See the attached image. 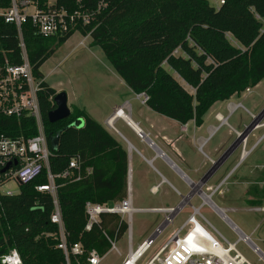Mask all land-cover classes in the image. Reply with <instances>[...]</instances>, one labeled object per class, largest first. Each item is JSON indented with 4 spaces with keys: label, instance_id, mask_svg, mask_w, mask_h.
<instances>
[{
    "label": "trees",
    "instance_id": "1",
    "mask_svg": "<svg viewBox=\"0 0 264 264\" xmlns=\"http://www.w3.org/2000/svg\"><path fill=\"white\" fill-rule=\"evenodd\" d=\"M39 5L45 0H36ZM214 7L208 0H113L89 24L77 23L60 36L42 37L29 21L21 33L31 72L43 79L40 66L74 33L89 35L115 73L134 94L147 96L145 105L180 124L202 123L216 101L229 99L264 78V0H222ZM90 8L92 0H82ZM11 0H0L8 8ZM72 11L74 0H56ZM228 35L238 45L232 44ZM22 62L17 30L0 18V65ZM177 75L192 92L176 79ZM54 88L44 80L37 91L41 120L49 148L47 167L14 194L0 193V255L15 249L23 264H66L57 248L58 230L51 222L53 198L37 185L53 176L55 194L67 244L80 243L83 252L69 256V264H87L88 251L102 257L110 244L104 233L119 239L126 229L114 213H100L85 229V203L103 204L126 196L127 156L122 146L84 109L73 106L68 117L49 122L54 108ZM6 135L36 134L32 117L0 118ZM57 132L53 149L50 136ZM78 157V179L60 174L69 160ZM77 171H73L74 175ZM258 204V203H257ZM254 205V204H253Z\"/></svg>",
    "mask_w": 264,
    "mask_h": 264
},
{
    "label": "built area",
    "instance_id": "2",
    "mask_svg": "<svg viewBox=\"0 0 264 264\" xmlns=\"http://www.w3.org/2000/svg\"><path fill=\"white\" fill-rule=\"evenodd\" d=\"M113 0H92L90 8L83 6L82 0H74L77 7L72 11L56 5V0H45L39 5L36 0H11L8 8H0V18L4 22L13 24L17 30L18 46L21 52L22 62L20 64H10L5 59L0 65V118H19L22 115L32 117L34 120L36 134L30 137L23 135H6L0 132V193L14 194L16 192H3L1 187L9 180L14 179L18 185L33 180L43 166L47 167L49 148L44 132L40 109L37 100V91L43 79L36 78L31 72V67L26 57L24 42L22 39L21 25L29 21L35 28L38 35L42 37L60 36L67 30L73 28L77 23L89 24L92 18ZM219 0V4L222 3ZM255 18L261 22L260 34H264V19L255 14ZM89 35L83 36L87 37ZM229 37V36H228ZM231 40V37L229 38ZM235 41V40H234ZM83 39L78 43L83 44ZM244 91L249 92L250 88ZM136 97L144 103L147 96L144 93L136 94ZM240 106L239 103L235 104ZM218 126L227 124V117L221 113H215ZM264 126V121L255 124L254 128L248 131L245 127L242 131L234 130L235 137L240 138L238 148L240 158L246 156L258 143L259 137L247 147L250 134L253 130ZM8 167L3 170L6 166ZM78 157L69 160L68 168L61 174V177L78 179ZM77 171L74 175L73 171ZM48 182L45 185H37L38 191H46L53 198V211L50 220L57 226L58 243L57 248L62 250L65 263L69 264V256H79L83 249L80 243L67 244L61 213L56 199V186L53 176L47 174ZM228 178V174L220 179L216 184L209 185L199 180H191L180 176V180L186 187V192L182 193L176 188L173 191L179 196V202L175 205L135 207L132 202L129 187L126 189V196L120 201L106 202L103 204L85 203L88 229L92 223L99 220L100 213H114L125 223L126 229V253L121 260V264H136L141 260L146 251L153 245L156 237L169 224H171L177 214L184 206H189V212L182 223L175 228L167 240L152 254L144 264H250L236 249L237 242L249 240L248 236L242 234L239 229L227 218L226 211H234V208H220L211 199L217 193L222 192V186ZM161 181L149 187V193L156 194L159 191ZM193 197L199 199L198 205H193ZM203 206L211 208L221 220H223L232 232L236 235V241L230 243L203 215ZM248 211L264 213V200L261 203L250 205ZM135 212H151L162 215L158 224L151 234L143 239L135 248L132 247L131 218ZM220 213V214H219ZM122 234V235H123ZM121 235V236H122ZM104 236L110 244V250L119 252L116 245V235ZM244 242V241H242ZM246 243V242H244ZM248 245V244H247ZM252 252L257 254L256 249ZM257 248V247H256ZM258 255V254H257ZM258 258L264 263V253ZM102 257L95 249L88 251L86 256L87 264H99ZM0 260L4 264H23L19 253L15 249H10L0 255ZM78 264H80L78 262Z\"/></svg>",
    "mask_w": 264,
    "mask_h": 264
},
{
    "label": "rangeland",
    "instance_id": "3",
    "mask_svg": "<svg viewBox=\"0 0 264 264\" xmlns=\"http://www.w3.org/2000/svg\"><path fill=\"white\" fill-rule=\"evenodd\" d=\"M218 1L219 0H208L209 4L214 7L218 4ZM228 36V38H230V35ZM81 39H83L84 42L82 45H79L78 42ZM89 42V36L83 38L78 32H74L55 53L40 66L39 70L43 74L44 81L54 88L55 92H65L66 96L69 98L67 104L69 109L76 106L96 116L101 109L103 110L105 108L109 99H115L128 92V87L112 69L101 49L98 47H90ZM230 42L238 45L232 37ZM174 76L187 91L192 92V89L177 75ZM238 96L239 97L235 96L224 100L221 104L222 107L216 106L213 108V111L219 109L223 114H226L225 107L227 103L240 101L253 115L249 116L241 108H238L227 121L232 126H235L238 120L245 122V126L239 130L242 131L245 127L248 128V123L251 120H256L257 114L264 109V78L257 83L251 92L247 93L243 91L238 94ZM69 103L73 105L71 106ZM263 130L264 128L256 129L254 134L250 135L247 147L253 143L256 136L260 135ZM235 138V134H230L227 127L223 126L210 139L208 146L212 147L214 144H217L218 141L226 140L228 147ZM238 153L240 155V149L237 147L235 152L227 158L228 162L234 163L238 157ZM199 157L200 155L198 151H196L194 161H199ZM227 164L228 163H226V165ZM138 166L143 173L147 175L150 174L148 167L144 163H139ZM224 166L223 164L207 182L209 185H213L210 183L216 182L217 176H219L218 174L221 172V174L225 173L224 170H222ZM262 169H264V138L259 141L254 151L240 162L231 177L225 181L221 188L222 192L215 193L211 199L220 208H234V211H226L225 214L227 218L241 231L247 234L251 239L250 241H252L258 249L264 252V213L247 210L249 205L261 203L264 200V184L258 189L256 184H254L255 178H257L256 180L264 179V171L260 173ZM235 177H245V179H247L246 181L251 180L246 196L242 185H231ZM170 179L180 192H186L187 189L181 180ZM18 189L19 185L14 179H9L1 187L3 192H17ZM132 195L134 205L141 207L175 205L179 202V196H177L171 187L166 184L160 187L156 194H151L148 190L140 187L139 189H134ZM249 195H252L253 199H247ZM191 203L196 206L199 204V199L193 197ZM189 209V206L183 207L177 216H175L173 222L161 231L154 240L153 245L136 264H144L152 256V254L167 240L171 232L182 223ZM201 212L230 243L236 241V235L211 208L203 206ZM161 219L162 215L158 213H133L131 218L132 247L135 248L143 239L147 238L154 228L160 224ZM116 245L119 252L109 250L104 254L99 264H121V260L126 253V234H123L117 240ZM235 247L250 264H264L258 258V255L252 252L247 243L239 241L236 243Z\"/></svg>",
    "mask_w": 264,
    "mask_h": 264
},
{
    "label": "crops",
    "instance_id": "4",
    "mask_svg": "<svg viewBox=\"0 0 264 264\" xmlns=\"http://www.w3.org/2000/svg\"><path fill=\"white\" fill-rule=\"evenodd\" d=\"M218 5L219 1L215 7H218ZM254 87L250 88L249 92H251ZM127 89L128 92L116 97L115 99H109L105 108L103 110L101 109L96 116L89 114L87 111L86 112L91 118L97 121L125 150L127 156L126 189L129 187L133 205L134 199L132 192L136 188L139 189L141 187L149 191L150 186L161 181L162 183L160 187L166 184L172 189L176 187L173 185L170 178L180 180V176H183L195 181L204 176L205 172L211 166V162L217 160L228 145L226 140H222L218 141V143L214 144L212 147H209L208 143L210 139L223 126H226L228 132L234 135V130L239 131L246 124L245 122L238 120L235 123L236 125L232 126L227 121V124L217 127L218 121L215 119V113L219 112L222 115L228 116V119L238 108H241L249 116L253 115L240 101L230 103L234 105L236 103L240 104V106H236L233 109H230L228 107L229 103H227L225 107L226 114H223L219 109L213 111V108L216 106L222 107L221 104L224 102L216 101L203 115L200 126H196L193 120H189L185 124H180L173 119L164 117L154 112L147 107L145 103H141V101L136 97V94L131 92L129 88ZM235 96L239 97L240 95L238 96L233 94L230 98ZM68 100L69 98L67 96V104ZM69 105L72 106L73 104L69 103ZM262 120L264 121V119ZM261 128H264V126H261L258 129ZM255 130H253L250 135L254 134ZM258 137L260 138L259 141L264 138V130L260 135L256 136L254 141ZM257 145L244 158H240L238 153L236 161H234V163L232 162L233 164L225 159L210 176L207 182L223 164L225 166L222 170H224L225 173L221 174V172L218 174L219 176H217L216 182L227 174V179H229L239 166L240 162L247 158L254 151ZM196 151H198L200 155L199 161L197 162L194 161ZM139 163H144L148 167V171L151 175L143 173L139 169ZM226 163L228 164L226 165ZM262 171H264V169H262L260 173H262ZM256 179L257 178L254 179L255 181H252H254V184H256L258 189L262 184H264V179ZM246 180L247 179H245V177H235L231 182V185H242L243 191L246 193L245 196L248 194L247 191L251 183V180ZM251 198L253 199V196L249 195V198L247 199ZM239 231L248 236L240 229ZM249 240L251 239L249 238ZM252 244L256 246L253 242Z\"/></svg>",
    "mask_w": 264,
    "mask_h": 264
},
{
    "label": "water",
    "instance_id": "5",
    "mask_svg": "<svg viewBox=\"0 0 264 264\" xmlns=\"http://www.w3.org/2000/svg\"><path fill=\"white\" fill-rule=\"evenodd\" d=\"M53 104H54V108L47 113V119L49 122L51 123L56 122L58 120L64 119L69 116L70 109L67 105V96L64 91H59L54 94ZM263 118H264V109L257 114L256 120H251L248 123V128L244 132V134H246L248 131L253 129L255 124L259 123ZM58 134L59 132H57L53 136H50V145L53 149L56 148ZM239 141L240 138L236 137L232 141V143L226 148V150L222 153V155L217 160L212 162L211 166L208 168L204 176L201 178V181L203 183L210 178V176L216 171V169L225 159H227L233 152H235V150L238 147ZM7 167L8 165L3 170H5ZM0 264H4V263H2V261L0 260Z\"/></svg>",
    "mask_w": 264,
    "mask_h": 264
},
{
    "label": "bare ground",
    "instance_id": "6",
    "mask_svg": "<svg viewBox=\"0 0 264 264\" xmlns=\"http://www.w3.org/2000/svg\"><path fill=\"white\" fill-rule=\"evenodd\" d=\"M228 107L230 108V109H233L234 107H236V105H234V104H228ZM257 117V116H256ZM245 156H243V158H244ZM214 161V160H213ZM212 163V162H211ZM220 214V213H219ZM242 241H244V242H246L248 245H250L251 247H252V249H256V252H257V254L260 256V257H262V252L258 249V248H256V246H254L253 244H252V242L250 241V240H242Z\"/></svg>",
    "mask_w": 264,
    "mask_h": 264
}]
</instances>
